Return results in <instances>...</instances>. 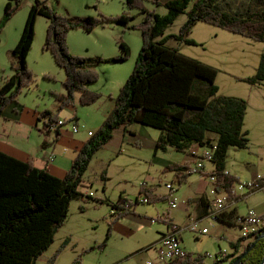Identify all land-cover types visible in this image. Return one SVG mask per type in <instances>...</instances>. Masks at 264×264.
Returning a JSON list of instances; mask_svg holds the SVG:
<instances>
[{"label": "trees", "instance_id": "1", "mask_svg": "<svg viewBox=\"0 0 264 264\" xmlns=\"http://www.w3.org/2000/svg\"><path fill=\"white\" fill-rule=\"evenodd\" d=\"M146 2L163 4L167 13L160 15L148 9ZM124 4L127 8L116 16L84 18H71L67 14L58 13L43 0H35L31 5L24 30L13 49L14 61L11 67L14 74L2 78L0 117L7 106L17 102L19 93L34 87L36 73L27 61L34 45L37 16H44L48 20L43 50L51 52L56 65L64 69L66 74V92H50L58 103L56 111L46 108L39 112L38 120L43 121L47 130L60 120H64L65 125L77 122L76 116L62 119V110L74 106L77 99L82 106L97 103L102 94L91 89V85L100 78L97 66L127 61L131 54L130 46L122 39L119 40L120 49L116 57L72 54L67 43L69 32L82 29L90 33L96 27L110 23L121 24L125 29H138L142 32V46L132 73L114 98L113 108L109 109L99 128L82 144L64 177L37 167L32 159L19 160L0 150V264L37 263L54 243L58 229L63 227L72 199L83 197L86 200V197H92L81 193L78 187L83 183L93 156L113 139L115 130L121 126L127 128L139 122L158 129L160 135L156 141V153L159 150L166 151L169 147L185 151L192 144L201 147L216 144L211 160L215 168L210 173L216 178L213 181L215 190L230 191L239 180L226 171V158L229 148H249V132L244 129L247 100L220 94L216 83L218 69L188 57L178 48L168 46L166 40L174 38L180 43L201 45L191 36L194 26L205 22L235 35L264 42V0H125ZM19 5L20 0L6 1L4 22L15 14ZM132 9H138L142 15L136 24H131L136 17L131 13ZM182 14L187 16V20L180 26L178 33L165 35L168 25ZM45 78L55 80L51 74H46ZM240 80H246L248 84L264 82V53L261 54L254 75ZM56 133L59 136L60 129ZM190 167L189 162H184L169 164L166 169L175 171L178 181L182 183L192 174L186 173ZM102 177L106 180L105 171ZM139 194L149 198L147 203L167 199L154 194V190L146 185L141 186ZM140 198L138 196L133 203L129 202L133 206L132 211ZM104 200L95 199L97 202ZM121 200L126 201L121 197L117 204H113V209H122ZM131 210L122 209L115 215V221L131 213ZM233 216L225 213L221 219ZM261 218L263 225L260 231L251 235L254 236L253 241L243 244V250L234 261L243 254L241 264H261L264 258V238L258 237L264 232V215ZM248 238L250 236L239 238L231 244L236 248L235 252L239 249L240 241ZM66 243L60 246L46 264L55 263ZM204 257L197 255L188 258L185 264H204ZM80 260L78 257L72 264H80Z\"/></svg>", "mask_w": 264, "mask_h": 264}, {"label": "rangeland", "instance_id": "2", "mask_svg": "<svg viewBox=\"0 0 264 264\" xmlns=\"http://www.w3.org/2000/svg\"><path fill=\"white\" fill-rule=\"evenodd\" d=\"M6 1L0 0V87L4 76L14 74L11 67V62L14 61L13 49L18 44L31 5L35 0H20L19 8L15 14L4 22ZM43 1L54 11L67 14L71 18L116 16L127 8L124 4L125 0ZM145 5L160 15L167 13V8L163 4L146 2ZM131 13L136 16L131 24H136L142 19L138 9H132ZM185 19L186 15L182 14L169 24L166 29L168 33H178L181 23ZM47 26L48 20L44 16H37L34 45L27 61L29 67L36 73V81L31 90L22 91L17 98V110L21 111L25 105L30 110L28 118L34 109L42 111L47 108L56 111L58 103L50 92L54 89H61L64 81L62 78L65 74L64 69L56 65L51 52L43 50ZM141 34L142 32L138 29L128 30L121 24L113 23L104 27H96L90 33H86L82 29L69 32L67 43L68 50L72 54L84 57L95 55L105 58L116 57L119 54L120 39L128 43L131 48V54L127 61L103 63L97 66L100 78L91 87L102 94L98 103L102 104L103 108L112 102L111 98L116 97L121 84L132 73L142 46ZM191 38L203 43L189 45V43H180L174 38H167L166 44L174 48L180 47L179 51L190 58L215 65L218 68L216 83L220 88V94L243 96L248 99L246 127L252 142L247 150L230 148L226 169L231 171V175L246 181L258 173L264 175V83L253 87L246 80H239V77L246 78L254 75L260 56L264 53V42L235 35L233 32L205 22L195 25ZM46 74H51L55 80L45 78ZM74 105H76L74 111L84 119L80 123L84 125V127L81 126L82 132L92 129L96 131L104 121H101L98 114L96 115V104L82 106L79 101H76ZM65 116H68V112L64 108L61 118L64 119ZM71 123L66 125L69 129ZM139 129L148 130L153 139L157 138L160 133L158 129L141 125L139 122H135L127 128L121 126L115 130L113 139L109 140L104 148L93 156L89 168L84 174V183L78 187L83 194L92 193V197H86V200L83 197L72 199L63 227L58 229L54 243L51 244L48 252L37 260L36 264H46L47 260L65 242L67 243L60 250L54 264H72L73 260L78 257L81 258L80 264H146L149 259L155 261L154 252L144 253L142 250L156 242L159 237L158 228L162 227L160 225L165 215L169 220L171 216L181 212L179 207L172 208L169 205L167 183L177 189L174 196L179 202L185 200L190 192V186L196 185L208 190L212 187L210 176L213 174L205 175L210 170L211 163H206V173L204 174L206 178L200 174L192 173L188 185H185V182L180 183L175 171L166 169V165L162 161L153 158L154 150L150 138L146 132ZM131 130H135L138 136L133 135L134 133L130 136ZM89 134L91 135L92 132ZM159 155L158 158L161 159L180 161L184 157V152L169 148L166 151L159 150ZM103 171H105L106 180L102 177ZM144 184L147 188H152L154 194L162 198L167 197V199L164 198L153 202V204L138 203L135 205L134 211H132V206V210H129L131 213L136 211L140 219L138 216L134 218L121 216L115 221V216L113 217L112 214L113 204H117L121 197L126 199V203L131 201L133 203L138 196L139 198L143 197L144 195L139 193ZM169 192L174 191L169 190ZM258 192L260 191L256 193ZM96 198L105 200L97 202ZM255 199L261 201L263 195L257 194ZM237 205L239 211L244 212L247 202L244 201ZM144 217H153L154 220L160 217V219L149 223L147 220H143ZM215 222L217 220L210 217L203 220L200 227L207 226L211 233L201 235L198 239L195 238L196 233L193 231L181 233L184 249L191 258H195L197 255L204 256L207 252L213 253V255L216 253L218 246L215 236L223 226L218 227ZM168 223L184 224V222L172 220ZM233 231L237 232L236 229ZM107 237L108 239H106ZM221 243L229 253L233 254L234 248L227 239L222 240ZM204 258V264H213L212 258ZM218 264H226V261H220Z\"/></svg>", "mask_w": 264, "mask_h": 264}, {"label": "crops", "instance_id": "3", "mask_svg": "<svg viewBox=\"0 0 264 264\" xmlns=\"http://www.w3.org/2000/svg\"><path fill=\"white\" fill-rule=\"evenodd\" d=\"M161 1L166 2L168 0H161ZM185 20H187V16ZM185 20L182 21L181 25L183 24ZM169 34L171 33H168V31L166 30L165 35H169ZM161 38L162 37H160L159 39ZM200 43H203V42H200ZM177 48L180 50V47H177ZM203 63L209 64L206 62H203ZM212 66L217 68L215 65H212ZM64 77H66V74H64V76L62 77L63 80L65 79ZM240 79L242 78L239 77V80ZM263 83L264 82L257 83V84H250V85L255 87ZM54 91H57L59 93L66 92L64 81H63L61 89H54ZM76 97H78V94L76 95ZM238 97H243V96H238ZM111 100L112 102L109 103L104 108L102 107V104L98 103L99 101L97 103H94V105L96 104L97 106L96 115L98 114L97 116L100 119H102L101 121L104 120L109 109H112L114 106V98H111ZM246 100L248 102V99ZM17 104H18L17 102H13L9 106H7L6 109H4L3 116L0 117V150H3L4 153L11 155L13 157H16L19 160L27 161L29 159H32L37 167L47 169L51 174H54L56 176L64 177L67 170L71 167L72 160L74 159L75 155L78 153V150L80 149L82 144L90 137L89 132L90 131L93 132L94 129L82 132L83 129L81 126L84 127V125L80 123L83 122L84 119L82 116H80V114L74 111V108L76 107V105H74V106H71L65 109L68 112V116H65L64 119L67 120L73 116H76L78 120L75 123L78 125V130L74 131L72 128V123H71L70 129L67 127L68 125L60 128V134L59 136H57L56 132H52L51 130H47L44 128L43 121L38 120V115L40 112L39 110L34 109L31 112L30 117L28 118V113H30V110L25 105H23L21 111L17 110V106H18ZM247 113H248V109H247ZM244 129L247 130L246 115H245ZM131 131H132L131 133L129 132L130 136L132 135V133H134L133 135H135L136 137L138 136L135 130H131ZM141 131L146 132L149 136L148 138H150L151 146L153 147V150H154L153 158L155 159L157 158L159 161H162L164 165L166 166L169 164L171 165L173 163H184V162H189L190 165H193L196 162V158H195L196 155H194L193 152H196L198 155L202 156L207 150V147H201L200 145L192 144L188 150L180 151V152H184V157L180 159V161H170V160L161 159V158H158V156H160L159 151L157 153L155 152L156 141L158 140L160 133L157 136V138L153 139L152 135L150 134V132H148V130H141ZM126 140H129V138H126ZM44 142L45 144L43 145ZM134 142L137 143V141H134ZM251 142L252 141L250 139V144ZM250 144H249V148H250ZM171 149H174V148H171ZM229 150H228V153H229ZM206 163H211L210 170L205 174L209 176L210 173L214 170L215 164L212 161H206L204 163L205 167H206ZM226 171L231 173L229 169H226ZM193 174H199V173H193ZM193 174H190L187 177L186 181H184L185 185H188L189 178L192 177ZM205 175L202 177L206 178ZM258 176H264V175H261L260 173H258L249 180H254ZM83 183H84V179H83ZM176 191L177 189H175L174 192H169L168 190L169 205ZM189 191L190 192L187 194L184 201L177 202L176 207H179L181 209V212L178 214L177 213L174 214L173 216L169 218V220H168V216L166 215L165 217L162 218V223L160 225L162 227L158 228L159 237L157 238L156 242L153 245H150L149 247H146L144 250H142L144 253H149L150 251H152L155 253V259L157 258L156 247L160 241L162 234L166 232L168 228V224H169L168 222L170 220L176 221V222H184V224L182 223L183 226L187 227L190 224V219L193 218L199 222V226H200L203 220L209 218L207 215L208 214L207 207H208V203H210V199L224 192V190L216 191L215 184L213 181H212V187L209 190L203 189L200 186L197 187L196 185H194V186L189 187ZM257 191H260V192L256 193ZM85 194L92 195V193L90 192L85 193ZM257 194L263 195V199L261 201L260 200L258 201L255 199V196ZM236 198H237L236 204H234L233 207L230 209V211L227 212L229 214L230 213L233 214L234 215L233 218L228 217L224 220L220 219L219 221L215 222L217 224L216 226L218 227L220 225L223 226L222 230L215 236L216 241H217V246H218V249H216L215 254H218L220 250H223V251H226V255L224 257L220 256L214 261L212 260L213 264H218L220 261H223V260L226 261V264H234L235 262L234 260L236 256L240 253L241 250H243V247H242L243 244L246 245L248 242L253 241L254 236L253 237L250 236V238L246 240H241L239 249L236 252H235L236 248L233 247L234 248L233 254L229 253L227 248L222 246V243H221L222 240L227 239L231 245L233 242H236L239 238H242L241 229L234 222L236 215L247 214L249 211H254L260 214V216L264 215V187L261 190L259 189L252 193H246V194L240 193L236 196ZM244 201L247 202V207L244 210V212H241L239 211L237 204L242 203ZM144 204H153V203H144ZM118 211H122V209H117V214H118ZM114 216L115 215H113V217ZM129 216H132L134 218L135 216H138V214H136V211H135L133 213L127 214L126 216H124V218H127ZM138 217L140 219V216ZM158 218L160 219V217ZM143 220H147L149 223L151 222L154 223L156 221L153 219V217L151 218L144 217ZM205 227L207 226H204L202 228H205ZM233 229H236L237 232L234 233ZM186 231H189V230H186ZM210 233H211V230L209 229V233H206V234H210ZM206 234L197 233V235L195 234V238L198 239L199 236L206 235ZM182 240H183V236H182ZM47 252L48 250L43 253L41 258Z\"/></svg>", "mask_w": 264, "mask_h": 264}, {"label": "built area", "instance_id": "4", "mask_svg": "<svg viewBox=\"0 0 264 264\" xmlns=\"http://www.w3.org/2000/svg\"><path fill=\"white\" fill-rule=\"evenodd\" d=\"M64 120H60L58 123L53 124L50 127L52 132H56L57 129L66 126ZM72 128L74 131L78 130V125L72 123ZM92 132V131H90ZM216 149V144H213L211 147H207L206 152L201 156L196 152H193L196 155V162L190 167L186 173H199L203 176L205 171V161H211L213 158L214 151ZM210 179L216 181L215 175H211ZM264 176H258L254 180H241L239 179L233 184V187L230 191L224 190L220 195H216L210 199L208 203V217L219 220L224 213L230 211L234 204H236V196L240 193H252L256 190H261L264 187ZM146 185V184H144ZM174 186L167 183V188L171 191H174ZM149 198L143 196L139 199V203H147ZM132 202V201H131ZM178 199L176 196H173L170 202L172 208L177 206ZM128 205V206H127ZM120 207L123 210L131 209L132 206L126 201H120ZM112 214H117V209H112ZM234 222L240 227L242 235L241 237L247 238L251 235H254L257 231H260V224L263 223V219L260 214L249 211L247 214H238L236 215ZM186 230H190L198 233H209V228H201L199 222L196 219L191 218V222L187 227L183 225H178L175 223L168 224L166 232H164L160 238V241L156 247L157 258L155 261L148 260L146 264H185L186 260L190 257L188 252L184 249L183 240L181 233H184ZM226 251L220 250L218 254L206 253L207 258H212L213 260L218 257H224ZM191 258V257H190ZM192 259V258H191Z\"/></svg>", "mask_w": 264, "mask_h": 264}, {"label": "water", "instance_id": "5", "mask_svg": "<svg viewBox=\"0 0 264 264\" xmlns=\"http://www.w3.org/2000/svg\"><path fill=\"white\" fill-rule=\"evenodd\" d=\"M259 238H264V232H262L261 235H259ZM243 257H244V255L242 254L239 258H237V260L234 263L235 264H241ZM261 264H264V258H263Z\"/></svg>", "mask_w": 264, "mask_h": 264}, {"label": "bare ground", "instance_id": "6", "mask_svg": "<svg viewBox=\"0 0 264 264\" xmlns=\"http://www.w3.org/2000/svg\"><path fill=\"white\" fill-rule=\"evenodd\" d=\"M263 225V223L260 224V227Z\"/></svg>", "mask_w": 264, "mask_h": 264}]
</instances>
